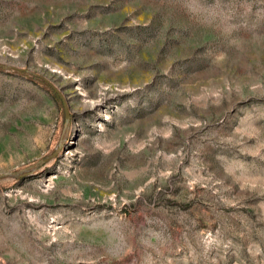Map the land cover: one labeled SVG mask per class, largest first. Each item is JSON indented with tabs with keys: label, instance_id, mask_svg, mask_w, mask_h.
I'll list each match as a JSON object with an SVG mask.
<instances>
[{
	"label": "rangeland",
	"instance_id": "374dc122",
	"mask_svg": "<svg viewBox=\"0 0 264 264\" xmlns=\"http://www.w3.org/2000/svg\"><path fill=\"white\" fill-rule=\"evenodd\" d=\"M0 65V264H264V0H0Z\"/></svg>",
	"mask_w": 264,
	"mask_h": 264
},
{
	"label": "trees",
	"instance_id": "16d2710c",
	"mask_svg": "<svg viewBox=\"0 0 264 264\" xmlns=\"http://www.w3.org/2000/svg\"><path fill=\"white\" fill-rule=\"evenodd\" d=\"M3 69H6V67L4 65H0V70H3ZM18 73L28 77V78H33V79H36L38 81H40L41 83H46L45 80H43L42 78H40V76L34 74V73H31V72H27V71H18ZM39 164H43L42 161H38L36 165L32 166L31 167V171L34 170V168L39 165ZM10 175L12 176H16V177H20L21 174H19L18 172H12Z\"/></svg>",
	"mask_w": 264,
	"mask_h": 264
},
{
	"label": "water",
	"instance_id": "95a60500",
	"mask_svg": "<svg viewBox=\"0 0 264 264\" xmlns=\"http://www.w3.org/2000/svg\"><path fill=\"white\" fill-rule=\"evenodd\" d=\"M63 107H64L65 115H67V112H66V109H65V105L64 104H63Z\"/></svg>",
	"mask_w": 264,
	"mask_h": 264
}]
</instances>
